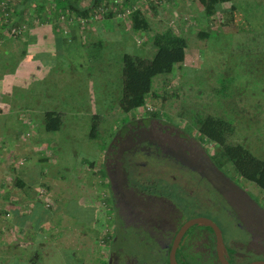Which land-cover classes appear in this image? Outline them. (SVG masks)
I'll use <instances>...</instances> for the list:
<instances>
[{
	"label": "rangeland",
	"instance_id": "374dc122",
	"mask_svg": "<svg viewBox=\"0 0 264 264\" xmlns=\"http://www.w3.org/2000/svg\"><path fill=\"white\" fill-rule=\"evenodd\" d=\"M148 1H151L148 7L144 0H127L121 5L102 3L101 13L116 14L114 24L108 23L107 37L103 35L96 43L82 36L57 37L51 49L40 51L42 65L37 68L27 57L32 23H39L31 19L35 4L31 2L18 13L10 10L0 13V83L4 85L0 90V165L2 162L4 167L11 165L18 171L29 159L24 154V160L19 151L24 145L31 151L29 156H39V170L48 183L39 186L45 193L39 192L38 197L44 206L49 204L47 210L54 211L44 229L51 230L52 235L55 230L57 235L49 238L51 250L40 253L51 264H99L93 241L95 231L83 236V230L91 231V224L85 221L87 207L81 204L82 197L106 195L97 180L99 153L112 125L125 117L119 106L122 93L139 89L135 80L122 79L121 58L124 53H131L150 59L155 48L148 38L154 32L171 27L175 33L183 34L187 40L186 55L171 73L153 77L154 91L143 106L164 111L183 122H190L196 112L203 116L221 112L235 125L234 143H241L253 155L264 159V0L220 2L217 6L224 8L225 13L212 19V24L198 7L189 11V4H184L171 11L164 0ZM162 6L165 8L159 12L157 9ZM134 8L151 10L148 13L151 16L144 15L151 21L152 31H132L128 16ZM177 17L182 24L180 28L174 22ZM102 18L97 13L91 20ZM117 18L122 24L118 33L114 31ZM185 18L190 23H185ZM13 19L23 28L20 35L10 36L1 25L13 24ZM54 23V30L61 32L64 27L68 33L70 22L65 21L64 15ZM200 30L210 31V35L200 38L197 35ZM5 48L18 54L1 55ZM19 63L25 66L21 68ZM223 85L230 87V91L218 98ZM49 109L62 113L59 130H45L43 116ZM17 130L23 134L18 147L12 138ZM8 132L12 134L7 136ZM88 163H92L90 167ZM5 173L8 179L2 177L1 181L6 180L12 188L15 180L12 171ZM246 187L256 197L264 198V191L254 183ZM5 204L0 203V229L11 232L8 216L6 221L1 214ZM97 209L100 210L99 205ZM6 238L3 236L1 240ZM21 252H13L11 258L0 256V264H20L17 253L26 254L25 257L29 254Z\"/></svg>",
	"mask_w": 264,
	"mask_h": 264
},
{
	"label": "flooded vegetation",
	"instance_id": "af4514ba",
	"mask_svg": "<svg viewBox=\"0 0 264 264\" xmlns=\"http://www.w3.org/2000/svg\"><path fill=\"white\" fill-rule=\"evenodd\" d=\"M123 113L99 153L106 195L82 197L91 224L82 232L95 231L98 263L264 264V198L219 157L218 144L164 111ZM205 166L248 197L217 188L201 173Z\"/></svg>",
	"mask_w": 264,
	"mask_h": 264
},
{
	"label": "trees",
	"instance_id": "16d2710c",
	"mask_svg": "<svg viewBox=\"0 0 264 264\" xmlns=\"http://www.w3.org/2000/svg\"><path fill=\"white\" fill-rule=\"evenodd\" d=\"M196 1L202 9L205 18L209 19L210 24H212V19L221 17V15L225 13V9L218 8L217 4L229 0ZM31 2L35 4V6L31 8V19L38 20L39 23L45 20L54 22L63 15L65 21L68 19L70 21L93 19V16H96L97 13H100L103 18L111 16V11H107L106 14L100 12L99 8L102 4L97 6L100 0H90V4L87 6L80 5L79 0H9L7 3H4L3 7L0 5V13L10 11L18 13L19 9H24V7ZM128 17L132 31H152L149 21L141 9H132ZM12 23L16 24L14 19ZM1 25L6 29L8 27V24ZM54 27H56V25H54ZM20 33L16 35H20ZM197 35L200 38H207L210 35V31L200 30ZM150 41L155 48V53L150 59L131 53H124L122 55V79L126 82L135 80L139 87L136 92L131 93L124 91L122 93L119 98V106L122 111H128L145 105L146 98L154 91L152 90L153 77L159 74L171 73L175 67L180 66L184 61L187 40L183 34L175 33L171 27H167L162 31L154 32L150 35L148 42L150 43ZM1 55H3L2 52ZM222 87L223 88L218 90V98L222 96L220 94L225 95L230 91V87H226V85ZM220 113L221 112H218L216 115L208 114L203 116L200 115L199 112H196L191 118V121L198 128L204 139L218 144L220 147L218 155L223 161L231 164L239 175L253 182L264 191V159H260L253 155L241 143H234L235 140L232 134L234 133L235 125H233V122L230 121L227 116ZM43 122L46 131L59 130L63 123L62 113L55 109L46 110L43 116ZM91 164L92 163H88L87 166L90 167L89 165ZM14 186L21 187L24 191H27L29 188L25 182L18 178L14 180Z\"/></svg>",
	"mask_w": 264,
	"mask_h": 264
},
{
	"label": "crops",
	"instance_id": "0c3cea01",
	"mask_svg": "<svg viewBox=\"0 0 264 264\" xmlns=\"http://www.w3.org/2000/svg\"><path fill=\"white\" fill-rule=\"evenodd\" d=\"M109 2H111L110 4L113 3L114 5H116V3H119L118 5H121L127 2V0H100V3H98L97 6H99L102 3L108 4ZM144 2H145V7H148L147 3L151 4V1L148 0H144ZM190 2L193 5H191ZM79 4L82 6H87L90 4V0H79ZM164 4H166L167 8L170 7L172 9L171 11H174L175 8H178L180 6L183 7L184 4L185 5L189 4L187 5L188 9L189 8L193 9L194 7H198L200 11L202 10L200 6L197 4L196 0H164ZM154 5H156V3H154ZM164 8L165 7L162 6L157 10L160 12L161 9ZM142 11L147 17L152 15V14L151 15L148 14L151 10H149L148 12L147 8H143ZM153 16L155 17L156 14H153ZM113 17L116 18V14L114 12L113 15L110 17H105L97 20L79 19L76 21H70L68 19V21L70 22L68 33L66 29H64V27L62 29V32H60L57 28H55L54 30L52 27V22L51 21L49 22L48 20H45L40 24L32 23L31 31L27 39L29 41V45L27 47L28 60H31L30 62L33 63L36 68L40 67L42 65L39 62L40 51L44 49L45 50L51 49L52 41L54 39H57V37L65 36L71 39H78V38L80 39V36H82L83 38H87L88 42L96 43L97 41H99L100 38L102 39L103 35H106L107 37L109 31L108 23L114 24ZM179 18L180 17H177V20L174 21L176 26L182 25L179 22ZM185 20L187 21L185 23H188L190 21L189 18H185ZM117 21H118L117 23L115 22L116 28L114 29L116 33L119 32V29L122 25L120 19L117 18ZM212 22H214V20H212ZM150 23L151 21H149V25L151 26ZM54 25L55 23L53 22V26ZM92 26L93 28L91 29ZM152 28L153 27L151 26V29ZM101 30L104 31L100 32ZM80 31H85V32L83 34H80ZM2 53L3 55H7L8 53H12L13 55L18 54L17 52L15 53L13 49L10 51V49L8 50L6 48L2 50ZM30 62H28V67L30 65ZM19 66L23 68L25 65L24 63L23 64L19 63ZM1 88H4V85L1 86L0 83V90ZM11 134L12 133L8 132L7 136ZM13 134L14 135L12 136V138L14 139L15 146L18 147V145L22 143L21 138L23 134L18 130L14 131ZM19 151L22 153V157L24 160H25L24 154H27L26 157H29V159L26 158L24 164L23 165L21 164V167L20 169H18V171L16 168H15L16 170H14L11 165L9 166L10 168L6 166L4 167L2 162L0 165V169H1L0 197H1V202L7 203L5 204L6 206H3L1 208V214L3 216V219H5V217L8 216V220L10 221L9 223L12 225L11 232H7L4 228L0 229V233H1L0 242L2 247V248L0 247V256L6 258L7 256H10L13 252H21L23 250L25 252H29V254H27V256L25 257L26 254L23 255L21 254L22 252L17 253L19 254L16 255L17 259L21 260L20 264H51V262L43 260L40 253L41 251L43 252V251L51 250V245H50L51 240L49 238H52L54 236L55 238L57 237V235H55L56 234L55 230L53 231L54 235H52L51 230L49 232V230L44 229V226L48 224L49 221H51V217L54 211L52 213L49 210H47L48 208H46V206L43 205L42 199L38 197V193L40 189L39 186L45 187L47 186L48 182L44 180L45 176L39 170V167L41 165L39 156L37 154L29 156L31 151L28 150L25 145ZM9 169L12 171L11 177L15 179L18 178L21 181L25 182L26 185H28L29 188L27 191H24L23 188L16 186L10 188L9 185L10 183L4 182L6 180L1 181L2 177L8 179L6 175L4 176L5 173L4 171L6 170V173L8 174ZM5 220L7 221V219ZM7 226H9V224ZM9 229H11V227L8 228L7 230ZM61 231L64 232V229ZM3 236H7L5 241L4 239L1 240ZM23 260H25V262Z\"/></svg>",
	"mask_w": 264,
	"mask_h": 264
},
{
	"label": "water",
	"instance_id": "95a60500",
	"mask_svg": "<svg viewBox=\"0 0 264 264\" xmlns=\"http://www.w3.org/2000/svg\"><path fill=\"white\" fill-rule=\"evenodd\" d=\"M201 173L207 177L217 188L221 189H227V190H234L237 193L243 194L244 197H248L247 192L244 189L237 188L228 178H226L224 175H222L216 168L214 167H207L205 166ZM228 197H230L228 193ZM230 199H232L230 197Z\"/></svg>",
	"mask_w": 264,
	"mask_h": 264
},
{
	"label": "built area",
	"instance_id": "2783aa9c",
	"mask_svg": "<svg viewBox=\"0 0 264 264\" xmlns=\"http://www.w3.org/2000/svg\"><path fill=\"white\" fill-rule=\"evenodd\" d=\"M7 1L9 0H1L0 1V5L3 7L4 3H7ZM22 27H20V25L18 24H8V27H7V33L9 35H16L17 33H20L22 31ZM39 192L40 193H45V189L43 188H40L39 189ZM45 206L48 207L49 204L48 203H45Z\"/></svg>",
	"mask_w": 264,
	"mask_h": 264
}]
</instances>
